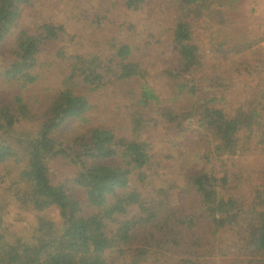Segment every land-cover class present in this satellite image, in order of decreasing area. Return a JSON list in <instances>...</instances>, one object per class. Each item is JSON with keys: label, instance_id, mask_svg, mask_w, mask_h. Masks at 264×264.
<instances>
[{"label": "trees", "instance_id": "trees-1", "mask_svg": "<svg viewBox=\"0 0 264 264\" xmlns=\"http://www.w3.org/2000/svg\"><path fill=\"white\" fill-rule=\"evenodd\" d=\"M145 1L0 0V264H264L255 0H160V29L134 24Z\"/></svg>", "mask_w": 264, "mask_h": 264}, {"label": "rangeland", "instance_id": "rangeland-1", "mask_svg": "<svg viewBox=\"0 0 264 264\" xmlns=\"http://www.w3.org/2000/svg\"><path fill=\"white\" fill-rule=\"evenodd\" d=\"M159 1L160 0H146L144 2V4L142 5V8L137 10V12L135 13L136 16H134L135 18L134 24L136 25V27L138 26V27H148L150 29H160L159 28L160 24H167L165 20H163V18H162L163 22L161 21V23L159 24L160 20L156 19L155 17V14L159 12L161 13L162 11V8L158 7ZM232 4L233 3H227V7L224 8L222 7V3H221L220 5L216 7L214 6L213 10L225 9L228 11ZM249 8L251 9V5L249 6ZM230 11H235V9H231ZM209 17L210 16L208 15V12H205L203 15V18L207 19ZM243 22L246 28L238 29V31H242V30L246 31L249 37L254 38V36H256L258 32L260 33L264 32V0H255V11H254L253 17L251 16L250 19L246 21L243 20ZM261 46L264 49V41L261 43ZM225 67H227L230 71H232L235 74V68L231 63L229 62L223 63L222 68H225ZM48 69L50 70L51 67ZM59 79H60L59 74L45 72L43 76V81L45 83H43V85H46V83H48L49 81L57 84L59 82ZM152 81H153L154 87L159 92L163 100L169 97V95L171 97L175 96L174 94L175 87L169 78L158 77V78L152 79ZM3 85L4 87L7 86L6 84H3ZM43 90L44 89L41 87V84L39 81L35 85L31 84V86H26L24 88L25 94L26 95L28 94L27 95L28 99H30L28 105L33 110L43 108L49 101V98L43 95ZM2 94L3 95H0L1 98H3L4 100L8 98V95H6L5 92ZM190 97H191L190 95H180L176 99L173 100L172 104H175V105L178 104L179 107L181 106L182 108L186 109L190 106L192 102V99ZM82 129H84V126H82L79 122L71 121L70 123L65 124L63 127H61L59 130V133L61 134V136L68 137V136L75 135V133H79ZM185 159H187L186 156H185ZM192 161H193L192 163L187 162V168L194 170L195 168L200 169L202 167V163H201L202 161L199 158L192 156ZM181 198L183 199V201H181ZM176 200L178 201L179 206H185L186 208L194 206L196 204V202L194 201L192 197V194H190L189 192L187 193L184 192L183 197L178 196L176 197ZM7 220L14 227H17V225H21V222L17 218H14L12 214L8 215Z\"/></svg>", "mask_w": 264, "mask_h": 264}]
</instances>
